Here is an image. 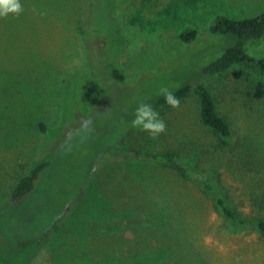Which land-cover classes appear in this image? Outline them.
<instances>
[{
  "label": "rangeland",
  "instance_id": "rangeland-1",
  "mask_svg": "<svg viewBox=\"0 0 264 264\" xmlns=\"http://www.w3.org/2000/svg\"><path fill=\"white\" fill-rule=\"evenodd\" d=\"M21 4L0 17V62L12 52L19 70L0 84V202L35 160L51 164L24 200L0 205V264H264L255 226L264 219V76L252 66L202 74L235 43L210 33L215 18L256 17L264 0ZM189 29L197 31L190 43L180 39ZM246 50L264 57V36ZM196 81L210 89L230 137L201 123L194 95L157 109L166 123L158 136L132 126L138 103ZM120 144L176 152L211 176L244 224L227 219L203 183L159 162L110 156ZM58 215V228L31 251Z\"/></svg>",
  "mask_w": 264,
  "mask_h": 264
},
{
  "label": "trees",
  "instance_id": "trees-1",
  "mask_svg": "<svg viewBox=\"0 0 264 264\" xmlns=\"http://www.w3.org/2000/svg\"><path fill=\"white\" fill-rule=\"evenodd\" d=\"M91 0H82V3L89 8ZM83 18L79 16L77 26L80 35L85 34ZM210 33L215 35L232 36L235 39L234 45L230 46L225 52L213 63L207 65L202 69V74L209 76H223L237 67L252 66L255 67L264 76V57L254 58L246 50L247 41L260 40L264 36V13L243 20H234L227 16H217L209 28ZM197 38V31L186 30L180 36V39L185 42H193ZM12 52L10 53V55ZM10 55L0 62V84L3 87L11 83L10 76L18 73V68L10 61ZM30 71L34 68L33 59L28 60ZM28 61H22L27 67ZM14 72V73H13ZM180 102L190 97L196 96L198 100L199 115L201 123L210 128L220 138H228L231 136V127L229 123L219 115L213 94L210 89L203 83L196 81L194 83H187L173 91ZM153 107L166 108L171 107L168 105L163 95L158 96L152 103ZM41 130L45 131V126L40 125ZM110 156L114 158L126 160H138L142 162H159L165 166L175 170L181 177L190 178L204 184L205 188L214 194V199L218 209L229 220L243 225L244 222L231 210L223 196L217 193L214 180L209 174L203 173L198 169L184 164L176 152L167 151L163 153H148L139 149L125 147L122 144L118 145ZM50 161L45 158L35 160L29 170L21 175L17 180L14 188L8 196L7 202H0V205H17L20 201L24 200L30 193H32L42 174L50 165ZM64 216L58 215L53 224L47 228L40 236L35 237L31 242V251H37L46 242V239L51 234V231L57 229L59 222L62 221ZM256 228L264 237V219H259L256 222ZM7 264H16L15 261L10 260Z\"/></svg>",
  "mask_w": 264,
  "mask_h": 264
},
{
  "label": "clouds",
  "instance_id": "clouds-1",
  "mask_svg": "<svg viewBox=\"0 0 264 264\" xmlns=\"http://www.w3.org/2000/svg\"><path fill=\"white\" fill-rule=\"evenodd\" d=\"M23 11L21 0H0V17L17 15ZM165 102L173 108L179 107L180 99L173 91L161 89ZM132 126L155 137L166 131V123L152 103L140 102L135 108Z\"/></svg>",
  "mask_w": 264,
  "mask_h": 264
}]
</instances>
